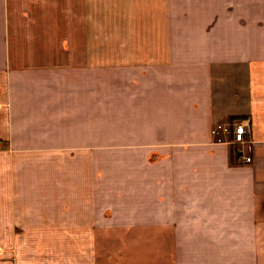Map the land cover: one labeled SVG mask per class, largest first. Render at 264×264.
Wrapping results in <instances>:
<instances>
[{
	"label": "crops",
	"instance_id": "0c3cea01",
	"mask_svg": "<svg viewBox=\"0 0 264 264\" xmlns=\"http://www.w3.org/2000/svg\"><path fill=\"white\" fill-rule=\"evenodd\" d=\"M0 264H264V0H0Z\"/></svg>",
	"mask_w": 264,
	"mask_h": 264
},
{
	"label": "built area",
	"instance_id": "2783aa9c",
	"mask_svg": "<svg viewBox=\"0 0 264 264\" xmlns=\"http://www.w3.org/2000/svg\"><path fill=\"white\" fill-rule=\"evenodd\" d=\"M248 133L249 124L245 120L217 124L211 132L216 144H225L237 150L241 165L252 164L254 159L253 143L247 139Z\"/></svg>",
	"mask_w": 264,
	"mask_h": 264
}]
</instances>
